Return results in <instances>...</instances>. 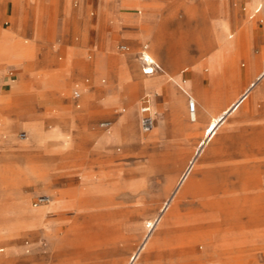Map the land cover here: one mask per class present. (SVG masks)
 <instances>
[{"label":"rangeland","instance_id":"obj_1","mask_svg":"<svg viewBox=\"0 0 264 264\" xmlns=\"http://www.w3.org/2000/svg\"><path fill=\"white\" fill-rule=\"evenodd\" d=\"M98 2L99 0H89L83 9L84 0H81L80 9L83 10L77 14L78 20L86 19L89 21L92 31L91 40L93 38L94 43L81 49H78L80 45L77 44L78 46L74 49L80 52L78 54L73 51V48L57 47V52L62 51L64 55H56L55 67L52 66L33 73L26 85V91L29 94L35 92L54 94V106L46 111L47 115L54 111V117L58 116V120L52 127L53 131L57 129L60 114L67 113L73 108L76 110L77 117L87 124L88 130L99 134H106V132L99 130L96 124L102 119L112 117L115 109H125L124 113L119 114L122 120L126 119L132 109H136L139 113L138 123L141 130L140 100L145 95L142 92L144 89L152 91V87L136 85L137 73H133L132 66L135 62L140 63L139 75H143L141 72V68H143L141 53L146 50L143 48L144 45L150 47V40L144 35L140 27L129 24L126 19L127 17H140L146 14L167 13L165 8L172 7L173 9L170 8L171 11H176L185 30L189 26L187 13L182 6L180 7L181 3L175 4L173 3L174 0H108L110 9L107 13L100 11ZM74 4L75 0H70V10H74ZM229 4L233 7L232 1ZM91 12H95L94 16H91ZM236 12L248 25V30L245 34H239L237 38H231V40L237 39L242 47H247L250 52L259 55L262 50L258 43L260 33L258 27L262 23L256 22L255 18L249 19L242 7H239ZM53 20L54 9L50 14V21ZM27 45L30 46L31 42L28 41ZM119 45H127L129 50L119 51ZM2 50H4V46H0V58L4 54ZM89 50L92 51V59L90 60L87 53ZM174 50L176 51L177 47ZM175 53L178 55L177 52ZM234 56L242 61L241 51L236 55L234 52ZM29 58L32 57L29 56ZM228 60L224 66L217 67V69L213 68L211 72L210 85L214 88L212 87L209 96L213 98L211 105L214 114L234 102L243 88L242 78L234 75ZM86 61L92 64L91 69H88L85 64ZM177 65L174 74L180 68ZM120 66L124 67L125 70L119 71ZM202 68L203 70L207 69V64L202 65ZM184 70L200 76V73H196L189 66H184L182 72ZM241 70L244 74L245 67L242 66ZM180 71L172 76L177 81L176 83L171 80V77H168L167 80L163 79L164 93L161 95L162 104L157 112H166L165 124L161 128L155 126V130L150 134L141 132V137L145 143L141 148L137 145L113 144L108 146L106 150L100 151V158L104 161V172L109 177L94 183L101 185L105 192L98 198L92 199L95 206L90 209L74 211L72 205L69 204L68 206L67 203V208L64 209L67 212L59 220L61 229L58 235H54V210H51L45 217V226L37 243L29 244L25 248L30 250L29 255L35 253L37 256L22 264H112L114 261L123 264L124 260L126 261L125 264L129 263L130 254L135 251V248L148 234L144 227L146 222H154L157 219L160 214V207L168 198L163 196L166 175L175 173L178 165L183 163L185 152L197 149L204 141L202 135L207 122L200 121L197 126L189 127L176 121L170 110L171 91L180 92L181 89L177 83L184 79ZM125 76L129 77L128 81L124 79ZM262 78L254 82L249 91L260 87ZM102 79L105 80L103 84L101 83ZM88 80L89 82H87ZM186 81L185 88L191 90L192 79ZM204 81L205 86H208V72H204ZM88 87L97 94L105 90V106H93L86 109L82 102H79L80 109L73 107V92L78 91L81 94L82 90ZM151 98H154V94H151ZM168 101L169 110H166ZM188 102L189 99L186 101L187 105ZM244 105L228 116L220 124L216 136L202 147L201 156L198 159L201 168H215L222 159L217 155H211L216 149L231 143L245 142L246 155L248 157L259 156L257 159L260 162L251 165L248 168L249 172L264 178V124L258 125L262 121L264 122V112L257 105L258 110L250 113ZM156 116V110H154L155 125L158 121ZM187 121L189 124H195L192 117H189ZM117 126L118 121H116L113 131L116 130ZM251 131L253 133H250ZM258 141L261 143L260 146L254 143H258ZM251 142L252 144H250ZM210 151L211 153H209ZM53 152L54 175H57L59 174L56 163L58 155L56 150ZM48 175V182L50 183L53 181V176L49 171ZM196 179H203L202 171L197 172ZM69 182L66 176L61 181L62 184L73 188L74 186L69 185ZM226 183V181L217 179V184L220 187ZM175 195L172 204L178 203ZM251 195L253 196V194H249V196ZM36 196L31 198V204ZM253 197L257 198L259 195ZM261 197L263 198L261 202H263L264 192ZM75 198V201L78 202V195L70 194L68 196V199ZM260 200L258 199L253 203L258 207ZM243 204L244 206L231 207L224 211L225 213L219 212L218 219L213 224H205L200 234L202 238L213 236L212 239L215 243L230 242L231 238L232 241H237V236L240 235L241 238L238 239L241 241L235 245L236 248L231 252L223 255L212 252L203 253L202 244L197 239V229L187 231L175 227L165 235L159 249L152 254V264H170V259H176L177 256L170 254V249L177 246L178 242H181L180 240L193 249L192 253L185 259L186 264H231L232 262L235 264H264V241H248L250 235L257 234L256 230H249L245 226L239 232L231 233L233 224L242 221L250 210L248 205ZM42 209H38L37 212L39 213ZM195 209L196 206L194 205L183 204L180 208L182 221L186 220L185 223H187L189 221L187 219L191 217L190 213H194ZM205 212L208 214L207 211ZM42 218V220L31 224L33 225L32 229H35L37 224L44 225V217ZM54 242L57 245L55 256L53 254ZM0 248H4L0 257L5 256L7 254L6 246L0 244Z\"/></svg>","mask_w":264,"mask_h":264},{"label":"crops","instance_id":"obj_2","mask_svg":"<svg viewBox=\"0 0 264 264\" xmlns=\"http://www.w3.org/2000/svg\"><path fill=\"white\" fill-rule=\"evenodd\" d=\"M230 1H232L233 7L230 6ZM261 1L174 0L173 3L175 4L177 2L181 3L180 7L182 6L188 15L189 26L186 30L176 11H171L170 8L172 7L165 8L167 13L158 15L146 14L132 18L127 17L126 20L129 24L140 27L144 35L149 38L150 47L143 46L146 50H152L153 45L157 42L154 36L158 34H162L164 40L168 42L166 45L169 49L171 46L177 47L179 53L177 66L180 68L175 74H178L180 70L182 72L184 66L193 68L201 76L195 87L196 93L204 91L209 96L212 91L210 85L212 69L224 66L227 59L225 45L216 40V34L219 32L218 25L223 22L233 31H237L238 34H245V31L248 30V25L236 12L239 7H242L249 19L255 18L256 22L262 23L258 27L260 29L258 43L261 50H263L264 13H260V8H255ZM69 2L70 0H0V46H4L7 49V54L0 58V244L7 248V254L0 257V264H22L26 260L37 256L35 253L29 255L30 250L25 248L29 244L37 243L45 226V217L51 210H54V220L59 224V220L67 212L60 207L61 204L68 203V206L69 204L70 206L72 205L74 211L90 209L95 206L92 199L98 198L99 195L105 192L82 191L79 198H77L78 202L75 201L76 198L64 199L65 201H62L56 197L54 198V194L53 196L47 194L54 192V190L63 189L65 184L59 183L54 185V152L49 150L48 146L44 147L40 140L34 137L31 132V127L39 126L43 128V133L47 137H52V127H54V123L58 120V116L54 117V111L50 115L46 114V111L54 106L53 93L35 92L29 94L26 91V85L33 73L52 66L55 67L56 55H64L62 51L57 52V47L67 46L74 49L79 44L78 49H81L88 44L94 43L93 38L91 40L92 31L89 21L77 19V14L84 9L89 0H84L82 10L80 9L81 0H75L74 10H70ZM98 6H100L99 9L102 13H107L110 9L108 0H99ZM53 9L54 20L50 21V14L53 12ZM94 14L95 12H91V16H94ZM23 40L25 41L24 43L22 42ZM28 41L31 42L30 46L27 45ZM121 46H126L127 50H121ZM238 49L233 50L231 59L235 66L239 65L241 67L246 64V54L242 46ZM118 50L122 52L128 51L129 47L127 45H119ZM239 51L242 52V61L234 56V52L236 55ZM66 52L68 53V51ZM78 52V50L75 51L76 54ZM75 53L73 52V54ZM87 53L89 60L92 59V51L89 50ZM29 56L32 58L30 59ZM254 56L256 63L259 65L256 72L259 73L255 72L254 74L253 72L251 73L252 76L245 70L244 74H242V70L240 72L243 76L241 77L242 84H244L240 97L244 100L250 94H257L258 96V93L263 89L264 53L262 51L259 55L254 54ZM85 64L88 69L92 68L90 62L86 61ZM204 64L208 66L205 70L202 68ZM119 68V71L125 70L122 66ZM132 68L133 73L137 72L140 69L139 63L135 62ZM204 72H208V86H205ZM175 74L171 71L163 70L153 79L152 91L144 89L142 92L145 95L141 100L145 97L150 99L153 114L154 110H156L157 119H163L166 116V112H157V109L162 104L161 95L164 93V89L162 88L163 79ZM181 74L184 79L182 82L177 83L180 89L186 85V80L193 78V74L189 71H184ZM143 75L149 76L152 74L147 75L143 73ZM260 78H262L261 86L249 91L253 83ZM171 80L173 81L174 79ZM243 80L246 83H243ZM173 82L176 83L177 81L174 80ZM101 83H105V80L102 79ZM151 94H154V98H151ZM73 100V107L77 109L81 108L79 102H82L86 109L93 106L102 107L105 106V90L98 92V94L91 91L89 87L83 89L81 94L78 91H74ZM166 110H169V101L166 104ZM124 112L125 109H115L112 117L98 121L96 124L97 128L106 132V134L90 132L87 124L77 117L74 108L62 114L65 116L64 119L66 118V121H63L66 123L67 130L72 135L73 145V148L70 149L72 154L67 160V163L70 165H68L69 168L67 166L68 175L74 177L75 182L79 185L94 183L95 181L97 182L100 179L104 180L109 177L104 172V161L100 158L101 142L105 141L107 132L112 131L111 129L114 128L117 119L121 117L120 113ZM141 118L142 114L140 112V125ZM105 121L112 122L110 129L100 127V124ZM142 133L150 134L143 131ZM250 133L253 132L251 131ZM14 134L17 135V139L12 140L10 136H14ZM21 134H25L26 137L21 138ZM28 137L32 139L30 143L22 141ZM254 143L257 146L261 144L259 141L258 143ZM258 157L255 155L247 156L251 163H260L257 159ZM33 164H38L42 168L44 167V170L49 171L53 176V181L49 184L37 183L35 186L27 185L28 176L26 175V168ZM251 179L262 184V192L250 191V194L257 193L261 195L264 192V178L251 174ZM35 195L37 196L31 204L30 200ZM40 196H49L50 202L35 207L34 202ZM79 199H81L80 202ZM40 208L44 209L38 213L37 211ZM42 217H44L43 226L42 224H37L35 229L28 228L33 222L42 220ZM262 217H264V211L248 214L242 220L243 223L240 221L233 224L231 233L239 232L246 226L249 230L257 231L256 235L248 237L249 242H263L264 218ZM238 238H241V236H237V241H232V238L230 240L233 249L241 241ZM3 252L4 248H0V253ZM53 254L54 256L57 254L55 242ZM125 262L124 260L123 263L125 264Z\"/></svg>","mask_w":264,"mask_h":264},{"label":"bare ground","instance_id":"obj_3","mask_svg":"<svg viewBox=\"0 0 264 264\" xmlns=\"http://www.w3.org/2000/svg\"><path fill=\"white\" fill-rule=\"evenodd\" d=\"M256 8H260V13H264V1L262 0V2H260ZM102 9L104 10V8ZM218 26H219V32L216 34V40L225 45L227 50L226 60L229 59L228 62L231 66V69L233 70L234 75L241 78L243 77L240 74L242 66L241 67H239V65L235 66L232 63L233 60L231 59L232 56L231 53H233V50L235 51L239 47H241L237 39L231 40V38L232 39L237 38L239 34L237 33V31H233L230 27L226 26V24L223 22L220 23ZM154 37L157 40L156 44L153 45L151 51L147 49L143 51V54H144V59H146L149 63L155 64L157 66V70L154 71L152 75L143 76V75H139V69H138L136 72L137 86L148 85L152 87L153 86L152 79H154L155 76H157V74L161 73L163 70L171 71L174 73V69L178 64L179 53L177 50L176 51L174 50L175 47L171 46L169 49L168 46L166 45L168 44V42L164 40L162 34H158ZM244 49L246 54V64L244 63L245 71L248 72L249 74L253 72L255 74V72L258 70L257 66L259 65L256 63L254 53L250 52L247 47H245ZM2 51L4 52L2 56L7 54L6 48H4V50ZM174 51L177 52L178 55ZM262 51L264 53V47ZM139 68H140V63H139ZM214 69H217V67H214ZM143 70L144 68H141L142 73H144ZM168 77H171V79H175L172 78V75H169L165 77V80H167ZM124 79L128 81L129 77L125 76ZM199 80H200V76L194 73L192 78V88H190L191 90L185 88L184 85V87L180 90V92H175L174 90L171 91L170 110L176 121H178L179 123L180 122L184 123L186 126L189 127L197 126L200 121L207 122V125L204 128L202 135L204 141L199 145L197 149L195 150L191 149L185 152L183 157V163L178 165L175 173L166 175L167 179H166V186L163 196H167L168 198L163 202V205L160 207V211H159L160 214L157 217V219L154 222L152 221L146 222L144 227L147 230L148 234L145 236L144 240L135 248V251L132 250L133 253H131L128 258L129 259L128 264H152L151 261L152 254L159 249L161 243L165 239V235L175 227H178L181 230L185 229L187 231L197 229L198 232L196 235H197V239L199 240V243L202 244L201 246L203 248L202 251L203 253L212 252L214 254H220V255L227 254L231 252L233 249L231 242L226 241L225 243L222 242L215 243V241L212 239L213 236L208 238H202L200 234L203 229V226L205 224H209V225L213 224L218 219L219 212L222 213L227 209L235 206H244L243 203H245L246 206L248 205L250 207V210L249 212L246 213V216H248V214L250 213L264 211V207H263L264 201L261 202L263 200L261 195H259V197L257 198L253 197L257 195V193L253 194V196L251 195L253 198L249 196L250 191H261L262 184L256 180L251 179V173L249 172L248 168L251 165L256 164L258 162L251 163L250 160L247 158L246 155L247 147L245 145L246 144L245 142L238 144L231 143L229 145H225L221 148L216 149L212 153L210 151L209 153H211V155H217L218 157L222 158L217 163L215 168H210V167L201 168L200 163H198L199 156H201L200 152L202 151V147L205 146L216 136L220 124L228 116H230L232 113L237 111L241 106H243V104H245L244 106L246 107V109L249 110L250 113L256 112L258 110L256 108L257 105H259V109L262 110V112H264V84L262 91L260 93L257 92L259 94L258 96L257 94L256 95L250 94L244 100L243 98L240 97L243 91L242 89L239 94V97L234 102H232L231 104L220 110L217 114H214L211 105L213 98L211 96H208L204 92L196 93L195 91V87L198 84ZM243 83H246V81H244ZM187 99H189V101L190 99H192L194 102H196L197 104L196 113L191 114L189 108V102L188 105L186 104ZM64 117L65 116L60 114V120L57 129L53 131L52 137H47L43 133L42 127L39 126L31 127V132L33 133V136L37 137V139L40 140L41 144L44 145V147L48 146L49 150L57 151L58 158L56 163L59 169V174L54 175V185L61 183L63 178L66 176L70 181L69 185L74 186L73 188H70L64 185L63 189L54 190V192H49L47 194H50L51 196H53L54 194V198L56 197L63 201L64 199H68V196L70 194H76L78 195L79 198V195L82 191L91 190L99 193L104 192V189L101 188V185H97L92 182L89 184L79 185L78 183L75 182L74 177L68 175L69 171L67 169V166L69 164L67 163V160L68 158H70V155L72 154L70 152V149L73 148L72 147L73 145H72V135L70 131L67 130L66 123L63 121L66 119V118L64 119ZM138 117H139L138 111L136 109H132L130 114H128V116L126 117V119L122 120L121 118H119L117 120L118 126L117 128L115 127L116 130L113 131V129H111L112 131L107 132L105 141L101 142V151L106 150L108 146L113 144H117V145L123 144L130 146L137 145L140 146V148L143 147L145 143L141 137L142 131L140 130L139 127ZM189 117L193 118L195 124L188 123L187 120L189 119ZM165 120L166 118L158 119L157 124L155 125L154 123L153 130H155V126L161 128L165 124ZM262 123L264 122L262 121L261 124ZM16 137H17L16 134H14V136L13 135L10 136L12 140L16 139ZM31 140H32L31 137H28L27 139L22 141L25 143H30ZM255 149L257 150L258 147ZM43 168L38 164L27 166L26 168V175L28 176L27 185L35 186L37 183L49 184L48 171L44 170ZM198 171H202V175H203L202 180L196 179V175ZM217 179L226 181L227 183L220 187V185L218 186L217 184ZM174 195L178 199L177 204H172V199ZM258 199L261 200L259 201L260 203H258L260 206L257 207L252 202ZM80 201L81 199H79V202ZM185 203L196 206L194 213L192 214L190 213L191 217L187 219L189 220L187 221V223H185L186 220L182 221V213L180 210L181 206ZM66 204L67 203H63L61 204L60 207L62 209H65L67 208ZM205 211H207L208 214H206ZM221 217L223 218V216ZM54 226H55L54 235H58L61 228L55 220H54ZM28 228H33V225L28 226ZM180 241L181 242H178L177 246L170 249V254L177 256L176 259L172 258L169 260L170 264H186L187 262H185V259L188 258L187 256L190 255L193 251V249L183 244L184 242L182 240ZM112 264H120V263L118 261H114ZM231 264H235V263L232 262Z\"/></svg>","mask_w":264,"mask_h":264},{"label":"built area","instance_id":"obj_4","mask_svg":"<svg viewBox=\"0 0 264 264\" xmlns=\"http://www.w3.org/2000/svg\"><path fill=\"white\" fill-rule=\"evenodd\" d=\"M120 49L121 50H127V47L121 46ZM144 49H146V48H144ZM141 55H142L141 61L143 64L144 73L147 75L153 74L154 71L157 70V66L155 64L149 63L146 59H144L143 51H142ZM189 108H190L191 114H194L196 112V102H194L192 99H190V101H189ZM140 112L142 114L141 129L144 133H150L154 129V114H153V110L151 108L150 99L148 97H145L141 100ZM100 127L104 128V129H110L112 127V122L111 121L102 122L100 124ZM20 137L25 138L26 135L21 134ZM48 202H50L49 196H40L35 200L34 206L37 207V206H40V205L48 203Z\"/></svg>","mask_w":264,"mask_h":264}]
</instances>
